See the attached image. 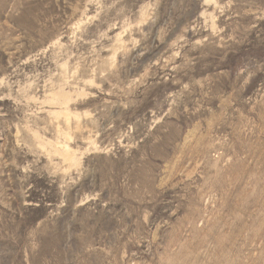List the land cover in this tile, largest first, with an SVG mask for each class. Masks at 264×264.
Returning <instances> with one entry per match:
<instances>
[{
    "label": "rangeland",
    "instance_id": "rangeland-1",
    "mask_svg": "<svg viewBox=\"0 0 264 264\" xmlns=\"http://www.w3.org/2000/svg\"><path fill=\"white\" fill-rule=\"evenodd\" d=\"M0 264H264V0H0Z\"/></svg>",
    "mask_w": 264,
    "mask_h": 264
}]
</instances>
